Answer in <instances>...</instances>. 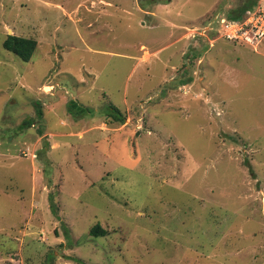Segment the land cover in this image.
<instances>
[{
  "label": "rangeland",
  "instance_id": "1",
  "mask_svg": "<svg viewBox=\"0 0 264 264\" xmlns=\"http://www.w3.org/2000/svg\"><path fill=\"white\" fill-rule=\"evenodd\" d=\"M247 1L0 0V264H264V41L200 35Z\"/></svg>",
  "mask_w": 264,
  "mask_h": 264
},
{
  "label": "built area",
  "instance_id": "2",
  "mask_svg": "<svg viewBox=\"0 0 264 264\" xmlns=\"http://www.w3.org/2000/svg\"><path fill=\"white\" fill-rule=\"evenodd\" d=\"M201 28L200 35H211L210 41L221 38L256 48L264 41V0H258L240 19L218 13L207 19Z\"/></svg>",
  "mask_w": 264,
  "mask_h": 264
},
{
  "label": "trees",
  "instance_id": "3",
  "mask_svg": "<svg viewBox=\"0 0 264 264\" xmlns=\"http://www.w3.org/2000/svg\"><path fill=\"white\" fill-rule=\"evenodd\" d=\"M258 0H249L241 8H238L236 11H233L229 14V16L233 19H240L244 15V13L249 9L254 7L257 4ZM4 48L16 54L20 57L23 61H30L37 49V41L34 39H28L24 37H19L16 35H8L6 40L4 41ZM70 110L72 113L78 111L79 113L83 112L81 109L77 107L76 104H70ZM110 116L113 117L116 121L120 122L121 124L125 122V118L119 112V109L116 107H112V112H110ZM105 231L101 230L99 226L94 227L91 230V234L94 236H100ZM102 233V234H101Z\"/></svg>",
  "mask_w": 264,
  "mask_h": 264
}]
</instances>
